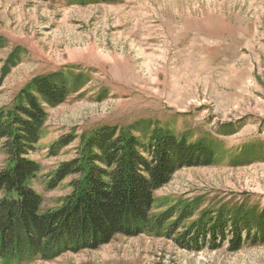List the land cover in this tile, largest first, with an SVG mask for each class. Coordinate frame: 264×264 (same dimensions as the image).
<instances>
[{
  "label": "rangeland",
  "instance_id": "1",
  "mask_svg": "<svg viewBox=\"0 0 264 264\" xmlns=\"http://www.w3.org/2000/svg\"><path fill=\"white\" fill-rule=\"evenodd\" d=\"M50 74L64 75L70 94L44 105L31 156L41 168L31 185L42 213L62 207L80 180L50 190L58 167L80 158L84 141L105 126L146 142L184 136L215 159L178 170L154 194L153 219L176 212L160 235L120 234L26 264H264V242L236 250L231 235L213 243L210 233L181 236L197 221L209 230L226 223L229 233L264 215V0H0V110ZM10 166L0 143V171ZM186 208L192 218L173 231Z\"/></svg>",
  "mask_w": 264,
  "mask_h": 264
},
{
  "label": "trees",
  "instance_id": "2",
  "mask_svg": "<svg viewBox=\"0 0 264 264\" xmlns=\"http://www.w3.org/2000/svg\"><path fill=\"white\" fill-rule=\"evenodd\" d=\"M53 75L35 78L9 111L0 110V143L11 162L0 171V264H26L37 257L52 260L68 250L98 248L120 234L160 235L176 212L171 209L153 219L154 194L178 170L208 166L215 159L210 147L190 143L184 136L166 134L146 142L105 126L84 141L80 158L58 167L50 190L68 177L79 176L80 180L72 183L62 207L42 213V197L31 185L41 168L31 156L37 152L47 118L44 105H61L70 94L65 76L57 79ZM59 143L67 146L70 141ZM193 214L189 208L182 210L173 231ZM248 219L242 220V228L234 223L229 233L226 223L218 221L209 230V223L197 221L181 236L204 240L210 233L213 243L218 236L224 240L231 235L236 250L246 244L259 245L264 242V215L255 226Z\"/></svg>",
  "mask_w": 264,
  "mask_h": 264
}]
</instances>
